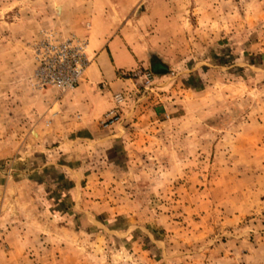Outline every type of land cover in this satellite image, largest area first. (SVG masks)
<instances>
[{
	"label": "rangeland",
	"instance_id": "374dc122",
	"mask_svg": "<svg viewBox=\"0 0 264 264\" xmlns=\"http://www.w3.org/2000/svg\"><path fill=\"white\" fill-rule=\"evenodd\" d=\"M94 14L104 16L96 27ZM105 22L136 64L119 73L128 85L120 105L114 96L117 120L100 122L125 133L99 167L108 183L78 201L104 225L121 221L117 234L67 215L75 203L58 192L69 185L56 163L72 159V137L68 157L38 151L47 90L32 83L36 42L90 43ZM69 122L57 126L71 132ZM40 175L43 195L25 182ZM0 210L6 264L14 210H48L42 223L29 217V264H264V0H0Z\"/></svg>",
	"mask_w": 264,
	"mask_h": 264
},
{
	"label": "crops",
	"instance_id": "0c3cea01",
	"mask_svg": "<svg viewBox=\"0 0 264 264\" xmlns=\"http://www.w3.org/2000/svg\"><path fill=\"white\" fill-rule=\"evenodd\" d=\"M103 17L97 18L94 14L91 19L93 25L96 27V24L103 22ZM89 49L94 56V60L89 66L83 82L72 92L71 99L64 96L57 100L54 92L47 90V93L40 95V100L36 101V107L41 109L40 114L42 113L41 118H43L39 122L41 126L43 125V131L37 132V142L41 144L38 151L47 152L50 155H57L58 153V156L68 157L69 150L63 149L65 143L63 139L65 135L72 137V159H67L66 165L56 163V167H59L60 173L63 174L62 179L64 178V182L69 185L67 189L61 184L58 192L62 193L63 196L72 195L70 200L75 203L74 210L67 213V215L73 217V220L75 216L78 218L77 225H79V229H81L80 223L82 224L81 218H84L83 222L87 223V230L92 227H104L110 233L117 234L123 232L125 228L121 221L108 217V220H105L107 224H102L95 217L92 210L86 212V210L81 209L82 205H85L84 207L88 205L89 207L94 203L82 204L78 201V196L88 195L87 197H91V193L96 189L92 184L108 183L107 168L103 170L106 174L104 176L105 180L101 181L104 174L100 172L99 167L110 165L111 161H108V159L114 156L112 153L122 143V137L125 133H122V135L117 134L116 129H110L109 127L103 129L100 122L108 112L115 108L114 96L122 92L128 85V81L122 80L119 73L133 68L136 63L130 55L124 39L113 34L112 31L109 32L108 22H105L104 28L100 26L93 28ZM61 121H70L69 123L72 124L71 132L69 127L57 126V123ZM44 126L49 127V130ZM51 144L57 146H54V149H49L47 146ZM41 157L44 158L43 154H41ZM47 165L49 163L44 167H47ZM87 172L91 173L87 174ZM47 181L48 177L43 175H40L37 179L25 180L27 185L39 188L42 195L45 190L43 187L46 186ZM15 182L17 181L14 179L8 180L9 186ZM84 183L88 184L89 189L93 188V190L85 191L83 189ZM55 197L57 203L61 204L64 201L63 197L61 199L58 196ZM53 212L54 216H52L57 219L58 216H61L60 214L65 216V213H60V210H54ZM0 213L3 216L5 212L0 210ZM47 213L48 210H14V224L12 222L8 228V236L10 237L8 244L11 250L8 252L9 256L7 254L9 257L8 263L29 264L31 262L29 258L35 245L34 241L26 236L25 230H28V223L34 219L30 218V220L29 217L35 218V216H38L37 221L40 220V223H42L43 220L40 218L42 216L45 218ZM17 217L20 219H17ZM44 225H47V222ZM61 228H65L64 225ZM7 256L4 259H7ZM5 261L0 259V264H6Z\"/></svg>",
	"mask_w": 264,
	"mask_h": 264
},
{
	"label": "built area",
	"instance_id": "2783aa9c",
	"mask_svg": "<svg viewBox=\"0 0 264 264\" xmlns=\"http://www.w3.org/2000/svg\"><path fill=\"white\" fill-rule=\"evenodd\" d=\"M88 48L87 39L77 35L59 38L55 34H47L41 41L36 42L32 48L35 62L32 83L35 89H53L61 94L75 91L83 82L92 62ZM115 100L120 105L124 97L118 94ZM118 114L117 109L109 112L108 124L114 123Z\"/></svg>",
	"mask_w": 264,
	"mask_h": 264
}]
</instances>
